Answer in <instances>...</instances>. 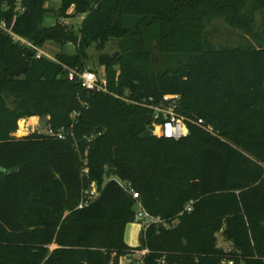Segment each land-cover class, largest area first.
<instances>
[{
  "label": "trees",
  "instance_id": "trees-1",
  "mask_svg": "<svg viewBox=\"0 0 264 264\" xmlns=\"http://www.w3.org/2000/svg\"><path fill=\"white\" fill-rule=\"evenodd\" d=\"M47 2L0 0V21L37 48H80L36 57L0 28V264H119L143 247L145 264H264V0H60L62 15H84L79 40L46 24ZM217 18L246 45L216 46ZM112 39L118 51L98 57L106 91L67 78L68 67L86 68L85 48ZM164 94L180 96L179 139L152 134V111L120 97ZM32 116L54 134L15 135ZM115 178L166 223L141 231L137 246L124 239L136 199ZM93 182L97 197L78 208Z\"/></svg>",
  "mask_w": 264,
  "mask_h": 264
},
{
  "label": "built area",
  "instance_id": "built-area-1",
  "mask_svg": "<svg viewBox=\"0 0 264 264\" xmlns=\"http://www.w3.org/2000/svg\"><path fill=\"white\" fill-rule=\"evenodd\" d=\"M21 0H16L18 3ZM0 28L7 32L14 41L23 43L30 48L36 51V57L41 55L46 56L40 51L35 45L26 40L25 38L15 34L11 26L7 27L4 21H0ZM67 78L72 81H77L81 87L87 90H102L106 91V81L104 78H99L97 73L90 68L79 69L67 68ZM114 96L119 97V95L114 94ZM127 103L140 104L149 108L152 111V122H151V132L154 135L163 136L167 138L179 139L188 134L187 119L181 114L177 113L176 109L178 108L180 96L178 94H164L158 100H154L152 97L143 98L140 101H133L132 99L120 96ZM77 113H74L75 116ZM25 118L20 119L23 121ZM18 121V122H19ZM198 125L202 126L206 131L213 133L212 127L210 124H205L201 118H198L195 122ZM47 132L54 134V132L48 127ZM56 134L57 138H63V131L60 130ZM87 167L83 169V172L87 174ZM116 182L125 190H129L132 194V197L136 199V204L134 206V220L141 223L142 237H144L145 231L150 225H159L164 224L165 222L159 217L149 213L141 204L139 199L138 192L134 191L130 183L122 181L118 178H115ZM99 191L96 183H91L88 189H84L81 193L80 203L78 208H81L97 197ZM192 201H189L185 206L186 211H190L192 208ZM182 213V212H181ZM149 253V249L143 247L141 249H133L131 252L127 253L125 257L129 260L127 264H145V256ZM158 264H167L165 256L162 255L157 259ZM120 264V263H119ZM221 264H235L233 258H224L221 261Z\"/></svg>",
  "mask_w": 264,
  "mask_h": 264
},
{
  "label": "rangeland",
  "instance_id": "rangeland-1",
  "mask_svg": "<svg viewBox=\"0 0 264 264\" xmlns=\"http://www.w3.org/2000/svg\"><path fill=\"white\" fill-rule=\"evenodd\" d=\"M48 6L52 9L49 12V16L46 18V24H61L63 26H67L69 29H71L75 34H77L78 40L80 38V35L78 33L81 21L83 19V16L80 14H74L73 12V6H71L63 15L59 11L60 8V0H48L47 2ZM17 10L23 11L24 7L16 6ZM258 19V18H257ZM221 20L217 18L213 25L218 27V30L213 34L212 41L216 44V46H230V47H241L245 46L247 40L241 36H237L236 32L234 31H224L221 29L223 25H221ZM224 24V23H223ZM224 27H227L229 29V26L224 24ZM236 31V30H235ZM42 53H44L47 57L54 59L55 54L57 53H65L66 55H73L79 52V45L78 41L74 42L73 40H69L63 43V45H60L52 40H47L41 48H39ZM116 40H108L104 48L97 49L94 44H91L87 48L84 49V55L81 56L82 63L86 68L95 69L98 77L104 78V69L103 66H101L98 63V57L101 54H113L115 51H118ZM29 118V117H28ZM33 118V117H31ZM32 122L29 121V119L25 118V120L22 121V124L20 126L18 122L17 129L15 131V135L22 136L23 134H27L32 131H39L41 133L47 132L48 126L45 123L44 119H41L39 117H35ZM22 132H21V131ZM20 131V132H19ZM141 223L133 220L132 222L128 223L125 227V234L124 239L125 242L130 246H137L140 242L139 234L141 232ZM217 245L218 247H221L223 249H230L233 248V245L225 240L222 236H217ZM129 260L125 256L120 257V264H127ZM240 264H245L244 262H240Z\"/></svg>",
  "mask_w": 264,
  "mask_h": 264
},
{
  "label": "crops",
  "instance_id": "crops-1",
  "mask_svg": "<svg viewBox=\"0 0 264 264\" xmlns=\"http://www.w3.org/2000/svg\"><path fill=\"white\" fill-rule=\"evenodd\" d=\"M33 118H31V117H29V118H27V119H29V121H31L32 120V122L34 121L33 119L35 118V117H38V116H32Z\"/></svg>",
  "mask_w": 264,
  "mask_h": 264
},
{
  "label": "bare ground",
  "instance_id": "bare-ground-1",
  "mask_svg": "<svg viewBox=\"0 0 264 264\" xmlns=\"http://www.w3.org/2000/svg\"><path fill=\"white\" fill-rule=\"evenodd\" d=\"M19 124H20V126H21V124H22V121H20V122H19ZM20 131H21V130H20ZM20 131H19V132H20ZM21 132H22V131H21Z\"/></svg>",
  "mask_w": 264,
  "mask_h": 264
}]
</instances>
